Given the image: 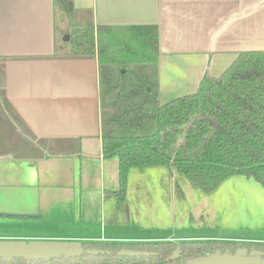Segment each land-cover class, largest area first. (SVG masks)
I'll list each match as a JSON object with an SVG mask.
<instances>
[{
    "label": "crops",
    "instance_id": "obj_1",
    "mask_svg": "<svg viewBox=\"0 0 264 264\" xmlns=\"http://www.w3.org/2000/svg\"><path fill=\"white\" fill-rule=\"evenodd\" d=\"M69 4L74 24L92 23L106 37L156 27L159 104L194 94L206 72L221 75L241 52L264 51V0ZM53 52V0H0V226L8 236L264 242L223 235L241 194L264 208V187L247 177L231 176L219 185L222 191L218 186L205 194L173 167H133L121 201L118 159L101 151L97 58H54ZM241 179L240 193L241 186L229 182Z\"/></svg>",
    "mask_w": 264,
    "mask_h": 264
},
{
    "label": "trees",
    "instance_id": "obj_2",
    "mask_svg": "<svg viewBox=\"0 0 264 264\" xmlns=\"http://www.w3.org/2000/svg\"><path fill=\"white\" fill-rule=\"evenodd\" d=\"M68 3L53 0L52 57L97 58L101 151L104 158L118 159L121 201L133 167H173L205 194L233 175L264 187V51L241 52L220 76L206 72L194 94L159 104L156 27L126 28L120 32L127 42L121 56H112L114 50L106 55L100 47L106 37L102 28L94 29L88 22L74 24ZM146 45L154 55L147 53ZM113 65L124 71L114 70ZM128 72L132 80L125 79ZM93 244L105 249L100 262L93 264H168L178 257L210 255L231 256L235 258L231 264H264L262 242ZM123 248L149 254L120 255ZM54 257L68 262L75 258L61 255L41 260Z\"/></svg>",
    "mask_w": 264,
    "mask_h": 264
},
{
    "label": "rangeland",
    "instance_id": "obj_3",
    "mask_svg": "<svg viewBox=\"0 0 264 264\" xmlns=\"http://www.w3.org/2000/svg\"><path fill=\"white\" fill-rule=\"evenodd\" d=\"M69 5V3H68ZM124 36H122V33H113L109 38L104 37V40L102 44L100 45L101 49L103 47V52L107 55L108 53L110 54L112 50H114L113 55L114 57H119L123 53L125 42ZM127 44V42H125ZM124 44V45H123ZM142 49V48H138ZM146 51L149 54H153V50L151 48H148L146 45ZM111 55V54H110ZM112 56H107L109 59ZM115 68V69H114ZM114 70H119L124 71V69H120L119 66L113 65ZM220 76V75H218ZM133 75L131 73H127L125 79L132 80ZM217 77V76H214ZM18 128V127H17ZM13 126L14 133L16 132V136L22 137L20 131ZM21 128V127H20ZM19 128V129H20ZM21 130V129H20ZM13 134V132H12ZM16 138V137H15ZM17 139V138H16ZM18 153V152H17ZM238 176H241L243 178H246L245 176L242 175H233L232 178H237ZM231 178V177H229ZM228 178V179H229ZM251 179V178H249ZM232 180V179H230ZM252 180V179H251ZM232 182V181H231ZM233 184L236 188V186H241L239 188L240 193L244 191L243 187V180H239V183H231ZM246 184V183H245ZM221 187V186H219ZM218 187V188H219ZM222 191V187L219 189ZM238 191V190H235ZM238 207L235 209L233 208L230 212L229 217L226 220V223L224 224L223 232L225 234L223 235H234V236H239V237H247L251 236L256 237V238H264V231H261V224L264 223V208L259 205L257 200L251 199L248 195L241 194L240 195V200ZM6 232L5 229L0 226V234ZM17 239V238H16ZM19 239V238H18ZM20 240H7L5 242H17ZM24 242V241H23ZM28 244H50V245H59V246H64V245H69V246H79L81 242H59L60 244H57L58 242H37L36 240H31V241H26ZM241 242H247V241H241ZM248 242H254V243H259V241H248ZM18 243V242H17ZM56 243V244H55Z\"/></svg>",
    "mask_w": 264,
    "mask_h": 264
},
{
    "label": "water",
    "instance_id": "obj_4",
    "mask_svg": "<svg viewBox=\"0 0 264 264\" xmlns=\"http://www.w3.org/2000/svg\"><path fill=\"white\" fill-rule=\"evenodd\" d=\"M70 6V4H69ZM149 90V89H148ZM31 241V240H30ZM18 242V243H17ZM17 242H1L0 256L2 257H25L30 258L45 257L51 254H80L84 250L82 248L69 245L59 246L50 244H28L23 241ZM28 244V245H27ZM56 244V243H55ZM57 244H60L59 242ZM88 253H95L93 250H87ZM123 254L128 255H147V252L124 251ZM235 262V258L227 255H210L188 260H181L173 264H231Z\"/></svg>",
    "mask_w": 264,
    "mask_h": 264
},
{
    "label": "flooded vegetation",
    "instance_id": "obj_5",
    "mask_svg": "<svg viewBox=\"0 0 264 264\" xmlns=\"http://www.w3.org/2000/svg\"><path fill=\"white\" fill-rule=\"evenodd\" d=\"M6 231V230H5ZM20 240V241H30V240H36L37 242H39L40 238H36V239H16L14 237L8 236V232H4L2 234H0V243L1 242H5L7 240ZM237 242H241V241H237ZM27 243V242H26ZM93 243H98V242H81L79 246H73V247H78V248H82L84 251L80 254H71V256H75L74 259L68 261H64L61 257H54L53 259H51L50 261L47 260H41V259H47L51 256H61V255H65V254H51L49 256H45V257H36V258H30L29 256H25V257H2L0 256V264H93V263H99L100 262V256L105 254L104 250L101 247L95 246L97 244H93ZM132 243H138V242H132ZM261 243V242H260ZM264 243V242H262ZM28 245V244H27ZM87 250H93L95 251V253H88L86 252ZM124 251H139V252H145V251H140V250H135V249H129V248H123L119 251L120 255H125V256H141L143 254L140 255H128V254H123ZM108 251H106L107 253ZM149 253L147 252V255ZM197 253L195 252L194 254H192L191 256H196ZM19 258V259H18ZM193 257L190 258H182V257H178L176 261H172L168 264H173L176 263L178 261H183V260H188V259H192Z\"/></svg>",
    "mask_w": 264,
    "mask_h": 264
}]
</instances>
